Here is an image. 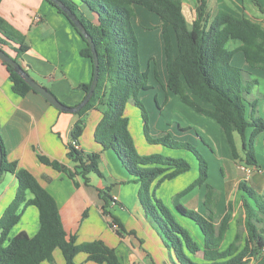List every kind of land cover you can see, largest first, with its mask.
<instances>
[{
	"label": "trees",
	"instance_id": "obj_1",
	"mask_svg": "<svg viewBox=\"0 0 264 264\" xmlns=\"http://www.w3.org/2000/svg\"><path fill=\"white\" fill-rule=\"evenodd\" d=\"M46 1L64 14L51 1ZM61 1L77 16L92 37L100 65L98 85L89 103L77 113L80 118L72 129V141L79 143V138L86 128L87 116L93 111L99 112L101 117L94 133L96 142L102 146L103 151L114 152L131 176L130 181L140 185L139 198L146 219L166 247L173 252L178 264H264V194L254 191L244 182L239 185L243 196L241 215L237 220V233L234 241L223 249L234 207L230 203L222 218L215 217L216 190L208 182V161L199 154L197 148L188 142L175 139L170 133L158 138L150 135L148 115L139 95L153 89L150 82L152 73L160 83L162 80L157 66L151 68L150 64L147 69L142 68L140 41L134 25L135 7H144L162 21L159 29L166 59L167 82L164 88L168 94L180 96L182 101L188 104L191 103L193 95L214 106L213 118L223 128L234 159L245 167L259 166L254 141L264 132V121L257 116V100L247 98L251 95L253 85L258 82H242L233 72L231 63L236 53L243 52L251 67L264 69V26L246 16L238 17L226 10H219L212 16L208 0H198L196 18L191 26L184 15L182 0ZM253 1L261 7L257 0ZM64 16L84 42L81 56L91 63L90 82L79 86L87 93L94 74L92 50L86 38L65 14ZM231 40L238 41L239 45L230 46ZM6 47L11 48L14 55L9 54ZM0 48L21 65L24 56L30 51L24 36L1 16ZM2 63L20 96L25 97L29 92H35L11 65L4 61ZM25 70L28 72L26 68ZM130 104L142 111L144 134L148 143L188 150L199 159V178L174 196L173 208L158 197L157 190L164 182L189 172L191 165L182 158L141 154L130 131V119L126 115ZM247 105L252 108L251 120L246 115ZM250 127H254V132L250 147L247 148ZM236 132L242 139L246 152L244 158L238 153ZM200 138L204 140L203 137ZM72 141L67 147L73 168L46 156L40 155L39 160L67 175L76 187L80 186L77 176H81L84 185L89 186L91 173L101 175L100 153L86 154L82 149H77ZM0 144L3 151L0 176L5 171L13 173L19 184L14 200L0 218V264H56V250L62 252L66 264H76L75 258L80 253L87 254V260L96 264H122L116 249L104 241L78 243L77 234H68L54 196L31 172L18 168L17 162H8L1 133ZM111 187L98 190L103 200L102 212L118 236L135 235L127 231L119 218L112 213V204L116 200L110 195ZM202 187H206L205 215L188 209L182 203L186 195ZM29 193L33 196L31 199L27 198ZM30 205L39 211L38 233L30 236L26 232H20L11 236V231L19 223L25 208ZM176 213L200 228L204 237L203 245H200L189 229L178 221Z\"/></svg>",
	"mask_w": 264,
	"mask_h": 264
},
{
	"label": "crops",
	"instance_id": "obj_2",
	"mask_svg": "<svg viewBox=\"0 0 264 264\" xmlns=\"http://www.w3.org/2000/svg\"><path fill=\"white\" fill-rule=\"evenodd\" d=\"M249 1L252 5L254 3L255 7L252 8L251 4L246 6L244 0H241L242 3L238 0H208V7L212 16L219 10H226L238 17L246 16L264 26L263 3L259 7L253 0ZM182 3L184 15L188 25L191 26L196 18L198 0H182ZM135 10V28L139 23L144 31L156 35L155 40L160 42L159 48L166 64L164 43L159 29L162 23L161 19L157 15V18L152 17L151 12L149 15L144 7L136 6ZM0 16L14 30L22 34L30 46V51L22 61V65L28 70V73L39 84L48 88L62 103L68 106L78 105L86 95L79 86L90 82L92 68L90 61L82 57L80 53L84 42L74 31L64 14L46 0H0ZM142 16H147L144 21H142ZM136 31L138 32L137 28ZM229 45L236 47L239 42L231 40ZM6 49L9 54L14 55L11 48L6 47ZM231 68L244 83L255 78L254 74H258L264 79V69L251 67L243 52L236 53ZM162 74L159 72L164 88L167 82L166 67ZM261 78L257 84L253 85L251 94L259 104L257 116L264 121V83ZM170 97L172 98V107L175 108L173 118L179 122V129L188 130L189 135L193 136L196 142H200L199 134H196L193 129L199 132L213 147L214 154L221 166L222 192H216L214 195L216 200L215 217L222 218L230 203L234 207L230 229L223 244V249H225L235 239L237 220L241 215L243 192L239 191V185L244 182L254 191L264 194V166L260 161V157L262 155L264 157V133L257 136L254 141L259 166H250L249 169L252 173L245 176V172L240 169L243 166L242 163L234 159L223 128L213 118L214 106L193 95L190 104L183 102L180 96L170 95ZM131 114L141 118L140 112L129 105L126 115L131 116ZM252 115L250 110L247 118L251 119ZM100 117L99 112H91L86 119L85 131L79 138L80 149L86 154L100 153L99 170L101 175L97 173L100 178L93 177V173H91L89 186H85L82 177L77 176L76 179L80 182V186L76 187L73 180L67 175L43 164L39 160V156H46L73 168L74 164L68 158L67 145L72 141V129L80 116L59 111L38 93L29 92L25 97L20 96L15 91L10 74L0 59V133L6 147L7 160L8 162H17L18 168L31 172L39 183L54 196L68 234H77L78 243L104 241L108 246L116 249L122 264H176L172 256L173 252L166 247L161 237L146 219L145 210L139 198L140 185L130 181L131 176L114 152L103 151L102 146L96 142L94 133ZM129 127L141 154H160L168 149V147L157 144H151L156 146V148H151L145 137L144 127L143 130L136 131L137 134L132 129L131 121ZM253 132L254 128L248 129L247 148L250 147ZM85 135L88 139L84 141ZM235 141L240 157L244 158L246 152L237 132ZM189 172L174 180L164 182L157 190L158 197L169 207L173 208L172 197L181 190L179 188L181 185L176 187L170 185L178 183ZM18 185L15 174L5 171L0 176V218L14 200ZM109 186H112L110 195L116 200L112 204V213L119 218L127 231L133 232L135 235L118 236L110 227L109 219L103 214V200L100 198L98 190L106 189ZM188 186L185 185L181 191ZM236 186L237 192L233 194L230 189ZM205 195L206 187H202L200 190L192 191L186 195L182 199V203L188 209L205 215ZM32 197V194L29 193L27 198L31 199ZM176 216L178 221L189 229L193 238L203 245L204 237L200 228L191 220L177 213ZM39 228V211L35 206L30 205L25 208L19 223L11 231V236L20 232L35 236ZM87 257L85 253L78 254L75 258L76 264H96L88 261ZM55 259L56 264H66L60 250H56Z\"/></svg>",
	"mask_w": 264,
	"mask_h": 264
},
{
	"label": "rangeland",
	"instance_id": "obj_3",
	"mask_svg": "<svg viewBox=\"0 0 264 264\" xmlns=\"http://www.w3.org/2000/svg\"><path fill=\"white\" fill-rule=\"evenodd\" d=\"M238 1L242 3L241 0H238ZM258 1L260 4L263 3L264 5V0H262L263 2L261 0H258ZM244 4L247 6V5H250L251 3L249 0H244ZM251 6L252 8L253 6L255 7L254 3L253 5L251 4ZM146 12L149 15H151V13L148 10ZM151 16L154 18H157V16L153 13ZM146 17L147 16H142V21H144ZM136 28L138 30L137 34H138L139 41H140V61H141L142 68L147 69L149 67L148 65L152 64L153 67L157 66V68L159 69V72H161L162 74L163 72H165V63H164L163 55L161 54L162 51L159 48L160 42L155 40L156 39L155 34L152 33L151 35L150 33L144 31L143 30L144 28L141 27L139 23H137ZM150 32H155V31H150ZM150 54H152L151 55L152 57L150 56ZM254 76L255 78H253L252 80H256L257 82L261 78L258 74H254ZM161 77L163 78L164 75L162 74ZM261 79H262V82L264 83L263 77ZM150 82L154 86V88L149 91L143 92L139 95V99L144 103V106H145V109L148 115L150 135L154 138H158L160 136H164L170 133L175 139L182 141V142H188L192 146L197 148L199 151V154L205 157V159L208 161V164H209L208 182H210V185L214 186L216 190L215 192H218V193L222 192L221 184L223 183V174L221 172V166L219 165V161L214 154L213 147L210 145V143L205 138H204L205 140L204 141L199 136L198 138L200 142H196V139L193 136L189 135L190 132L188 130L184 129V131H182L179 129V122L175 121L173 118V113L175 112V108L174 106L172 107V104H171L172 98L170 97L168 92L165 90V88L162 87L163 83H160V81H158L154 77L153 73H152V79ZM247 98L249 100H255L252 97V94L247 96ZM130 106L138 110L141 114V118H139L138 116L134 114H131V116L128 115L131 121L132 129L135 132V134H137L136 131L143 130L144 119H143L142 111L138 107L134 106L133 104H130ZM250 110L252 111L251 106L247 105V110H246L247 117H248V113ZM253 128L254 127H250L249 130ZM193 131H195L196 134L201 135L196 130L193 129ZM86 139L88 138H86V135H85L84 141ZM150 147L156 148V146L151 145V144H150ZM186 151L188 150L168 148L165 150V152L160 153L161 155L169 157V158H182V159L187 160L190 163L191 165L190 172L186 174L179 182L177 181L178 183L175 182L170 185L171 187H176L177 185L179 186L181 185L179 187L181 190L183 189V187H185V185L190 186L200 176L198 157L193 152L191 151L186 152ZM260 161L262 163V166H264L263 155L260 157ZM240 169L243 170L242 167H240ZM195 175L196 177L194 178ZM244 175L246 176V173H244ZM92 176L100 178L97 173H93ZM104 181L106 180L104 179ZM200 189L201 188H197L193 191H198ZM230 191H232V193L235 194L237 192V186L231 187ZM173 198L174 197H172V200ZM172 256L174 257V260L176 261V258L173 253H172ZM176 263L178 264L177 261Z\"/></svg>",
	"mask_w": 264,
	"mask_h": 264
},
{
	"label": "water",
	"instance_id": "obj_4",
	"mask_svg": "<svg viewBox=\"0 0 264 264\" xmlns=\"http://www.w3.org/2000/svg\"><path fill=\"white\" fill-rule=\"evenodd\" d=\"M57 7H59L62 12L71 20V22L76 26L79 32L86 38L88 43L90 44L92 50V57L94 63V74L93 80L91 83V87L89 91L86 93L84 99L76 106H68L62 103L48 88L39 84L26 70L25 68L18 62H16L6 51L0 48V59L5 63L11 65L14 71L19 74V76L37 93L43 96L50 104H52L55 108L62 112L67 113H79L91 100L94 91L98 85L99 81V73H100V65L98 53L96 50L95 43L92 37L87 33L81 21L77 18V16L61 1V0H49ZM3 164V151L0 144V174L2 170Z\"/></svg>",
	"mask_w": 264,
	"mask_h": 264
},
{
	"label": "built area",
	"instance_id": "obj_5",
	"mask_svg": "<svg viewBox=\"0 0 264 264\" xmlns=\"http://www.w3.org/2000/svg\"><path fill=\"white\" fill-rule=\"evenodd\" d=\"M72 144L77 148L80 149L79 143L76 141H72ZM242 169L246 173L247 176L251 175L252 171L249 169V167L242 166Z\"/></svg>",
	"mask_w": 264,
	"mask_h": 264
}]
</instances>
